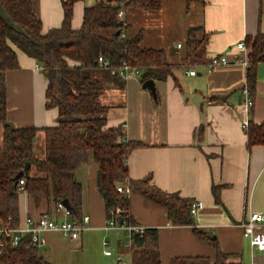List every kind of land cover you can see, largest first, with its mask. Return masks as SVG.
I'll list each match as a JSON object with an SVG mask.
<instances>
[{
	"label": "crops",
	"instance_id": "crops-1",
	"mask_svg": "<svg viewBox=\"0 0 264 264\" xmlns=\"http://www.w3.org/2000/svg\"><path fill=\"white\" fill-rule=\"evenodd\" d=\"M62 1L33 0V12L43 32L60 26ZM96 1L75 3L74 29L82 23L84 8ZM123 17L128 37L141 33L140 46L162 50L171 64H182L190 28H201L197 37L207 38L206 58L221 55L229 61L209 72L201 66L193 68L194 76L188 75L187 68L174 69L165 81L153 80L155 98L142 87L141 77L122 79L104 68L88 73L103 86L98 101L107 108V127H120L124 140L138 143L126 160L129 183L200 204L192 215V226H174L165 208L129 191L134 222L157 230L159 264H171L175 258L206 259L208 264H264V252L251 253L241 228L249 213L264 212V145L248 148L243 128L245 119L264 123V63L256 64L254 87L249 91L247 67L236 48L257 33L264 35V0H203L188 6L185 0H161L157 10L131 9ZM15 50L19 68L5 76L7 121L15 127L55 126L57 111L45 108L47 82L41 68ZM243 88L248 89L252 100L249 108ZM2 134L0 124V146ZM33 151L38 158L44 156L43 132L34 138ZM97 168L89 154L87 164L77 173L82 184L81 218H88L80 239L71 241L57 232L38 235L41 245L37 248L48 264H75V254L84 251L91 264H121L117 255L134 264L129 232L104 229L109 217L96 186ZM213 187H218V201ZM19 204L20 224L27 216L60 218L54 206L30 210L25 194L20 195ZM193 229L213 239L224 257L218 259L215 248L199 239ZM258 230L264 232V221ZM106 250L112 254L106 256Z\"/></svg>",
	"mask_w": 264,
	"mask_h": 264
},
{
	"label": "trees",
	"instance_id": "trees-1",
	"mask_svg": "<svg viewBox=\"0 0 264 264\" xmlns=\"http://www.w3.org/2000/svg\"><path fill=\"white\" fill-rule=\"evenodd\" d=\"M82 0L61 2L63 20L59 27L42 31L40 19L33 12V0H0V6L19 29L8 28L0 19V124L3 126L0 146V221L11 217L19 223L20 195L25 194L30 210L50 208L67 200L73 219L82 222V184L77 173L92 155L98 168L96 186L103 198L107 216L113 211L127 226H138L130 212L128 195L117 187L128 183L129 191L138 192L163 207L174 226H192L191 201L175 194H166L153 187L136 188L129 183L127 157L138 143L124 141L120 127H107L105 114L98 97L102 84L88 73L99 69L98 59L108 64V70L129 66L141 74V81H165L178 68L193 69L206 66L207 38H198L201 28L187 31L185 56L182 64L167 61L162 50L140 46L141 33L127 36L128 25L122 11L157 10L161 0H98L83 10L79 28L72 27L73 7ZM203 0H185L186 6ZM247 48L246 79L249 91L255 83V66L264 63V35L257 33L245 41ZM13 47L32 58L46 79L45 108L57 111V124L51 127H15L7 121V93L5 76L19 68ZM109 72V71H108ZM110 74V73H109ZM116 77V76H114ZM176 83V82H175ZM157 97V94H156ZM44 134V156L33 151V140ZM202 128L197 131L200 136ZM247 146L264 145V123L248 122ZM27 173L16 178L25 165ZM19 180L24 181L20 191ZM218 201V187L212 188ZM196 236L216 250L217 258L224 257L217 243L206 233L193 229ZM129 251L134 264H159L156 229L143 228L142 233L130 234ZM0 264H48L32 245L29 236L18 245L10 243L0 254ZM171 264H208L206 259L175 258Z\"/></svg>",
	"mask_w": 264,
	"mask_h": 264
},
{
	"label": "built area",
	"instance_id": "built-area-1",
	"mask_svg": "<svg viewBox=\"0 0 264 264\" xmlns=\"http://www.w3.org/2000/svg\"><path fill=\"white\" fill-rule=\"evenodd\" d=\"M118 18H123V13L120 11L118 13ZM180 45H178V48ZM236 48L242 53L243 56V64L247 67V48L244 43H239L236 45ZM229 61L225 56L217 55L210 58L209 63L204 66V70L206 72L211 71L212 68L216 66L226 65ZM98 65L100 68H104L108 70V64L104 62L101 58L98 59ZM112 76H116L122 79H129L138 76V71L133 69L127 65L122 66L118 70H108ZM195 70L190 69L188 71V75L194 76ZM242 95L245 97V106L246 108L251 107L252 100L249 97V91L247 88L242 89ZM248 126V121L245 119L243 121V128L246 130ZM125 141V140H124ZM24 181L19 180L20 191L23 190ZM117 192L121 194H128L129 186L128 183L118 186ZM200 207L199 203H192L190 206V213L194 215L198 208ZM60 213V218L56 219L54 216L43 214L38 218H33L31 216H27L24 219L22 224L18 223L16 225L13 224L11 217H7L5 221H0V254L2 253L4 247L7 243H10L12 246H16L19 244L21 239L25 236H29L31 239L32 245L38 247L41 245L39 241V234L46 232H57L60 233L63 237L71 240L77 241L81 237V233L86 229V224L88 223V218H82V222H78L73 219L70 211L65 209L61 204L57 205L56 213ZM110 217L109 221L104 228L107 229H126L130 234L132 232L142 233L143 227L140 226H127L123 221L119 222L116 220L115 214L113 211L109 212ZM264 221V212H252L249 213L247 218L242 222L241 228L243 237L247 239L249 243V247L251 253L253 251L264 252V232L259 231L258 227ZM106 256L111 255V251H104ZM117 262L121 264H127L123 261L122 257L116 256ZM252 264V262L250 263Z\"/></svg>",
	"mask_w": 264,
	"mask_h": 264
},
{
	"label": "water",
	"instance_id": "water-1",
	"mask_svg": "<svg viewBox=\"0 0 264 264\" xmlns=\"http://www.w3.org/2000/svg\"><path fill=\"white\" fill-rule=\"evenodd\" d=\"M0 19L1 21L10 29H19L13 22L12 20L7 16V14L5 13V11L3 10V8L0 6ZM142 87L144 89H147L151 92L152 96L155 98L156 97V91H155V84H154V81L149 79V80H146ZM28 168H29V164H26L25 165V168L19 172L16 176V178L18 179L19 177H21L22 175H24L25 173H27L28 171ZM65 209H67L68 211L71 210V207L69 205V203L67 202V200H63L61 203H60ZM118 221L121 222L122 219L121 217L118 218Z\"/></svg>",
	"mask_w": 264,
	"mask_h": 264
},
{
	"label": "rangeland",
	"instance_id": "rangeland-1",
	"mask_svg": "<svg viewBox=\"0 0 264 264\" xmlns=\"http://www.w3.org/2000/svg\"><path fill=\"white\" fill-rule=\"evenodd\" d=\"M129 36V35H128ZM13 50H15V48L13 47ZM16 51V50H15ZM141 74L138 73V77L140 78ZM41 252V251H40ZM87 253L84 251V253H80L78 252L77 254H75L76 257V263L75 264H91V259H88V257H86ZM59 264V263H58ZM61 264V263H60Z\"/></svg>",
	"mask_w": 264,
	"mask_h": 264
}]
</instances>
